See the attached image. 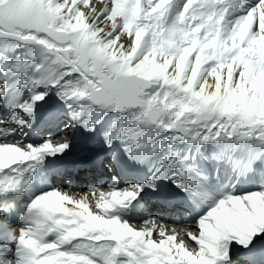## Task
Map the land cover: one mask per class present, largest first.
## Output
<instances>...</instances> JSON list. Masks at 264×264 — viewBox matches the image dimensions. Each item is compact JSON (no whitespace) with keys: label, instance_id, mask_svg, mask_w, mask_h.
I'll return each instance as SVG.
<instances>
[{"label":"snow or ice","instance_id":"snow-or-ice-1","mask_svg":"<svg viewBox=\"0 0 264 264\" xmlns=\"http://www.w3.org/2000/svg\"><path fill=\"white\" fill-rule=\"evenodd\" d=\"M177 2L0 0V37L35 42L50 54L35 65L39 78L28 77L33 86L59 85L70 107L81 101L96 106L95 123L110 111L120 112L119 127L105 134L109 144L121 137L126 123L143 125L146 137L179 131L128 151L143 163L169 147L147 184L171 179L210 205L197 222L199 234L185 232L198 249L189 250L178 233L166 236L155 218L145 222L152 228L139 230L111 215L145 188L120 189L113 181L107 192L95 188L76 197L52 190L36 196L21 217L32 221L27 227H12L0 216V229L6 230L0 240L17 242L15 257L7 254L9 243H0V264H227L231 240L248 246L264 233V188L217 197L207 181L192 175L189 156L171 151L178 140L228 145L233 137L234 144L251 139V146H240L247 159L242 156L235 164L244 173L264 169V149L255 151L257 142L264 145V0L234 20H227L232 7L227 0H183L173 15ZM26 67L13 65L15 71ZM5 93L6 86H0V94ZM46 95L35 93L19 107L31 115ZM94 122L85 126L91 129ZM68 146V138L38 146L0 142V172H16L0 176V194L21 191L32 179L25 173H34L46 154ZM89 195L99 211L90 207ZM153 232L162 238L153 239ZM53 233L56 238L47 239ZM82 239L88 243L76 242Z\"/></svg>","mask_w":264,"mask_h":264},{"label":"bare ground","instance_id":"bare-ground-1","mask_svg":"<svg viewBox=\"0 0 264 264\" xmlns=\"http://www.w3.org/2000/svg\"><path fill=\"white\" fill-rule=\"evenodd\" d=\"M93 2H95V0H93ZM174 8H176V7H174ZM237 17H239V16H232L233 19H231V20H234ZM227 20H229V17H227ZM7 40H9V42H5V44H3L2 47H3V49L4 48L8 49L9 52H11V53L14 54L15 51H16V49H17V47H19V45H15V42L12 43L11 42V39H9V38H6L4 41H7ZM30 43H33V42H30ZM19 50L21 51V49H19ZM25 50H26V52L28 54V57H34L40 63H43V60L41 58H39L37 55H35V54L31 53V52L29 53V51H28L27 48H25ZM3 64L5 66H7V67H12V62H10V61H7V62H5ZM17 77H18V85H17L18 88H16V86H15V89L13 90L14 91V96H13L12 99L15 100V97L16 96H19V93L22 92L23 90H27L31 94H34L35 93V90L31 86V82L28 80V77L29 76H28L27 73H22V74L18 75ZM14 85H15V82H14ZM26 124L27 123H25V124L22 125L23 128H24V130H27L28 131V133L26 135V138H34L35 140H37L39 142V145L42 144V143H44L42 141V139H41V136L37 135L36 132L34 131V127H37L38 128L39 125L36 124V123H32L30 125H26ZM133 128L138 129L141 132L142 136H145L144 135L145 129H144V126L143 125L136 124ZM134 134H135V132L132 131V133L130 134V136H133ZM157 140H160V139L158 138L155 141H157ZM56 156H58V157H60V156H63L64 157L65 156L64 159H68L70 156H72V152H69L67 155L64 152L56 153ZM62 162H65V161L63 160ZM147 168H148V164H145V168H142L141 169V172L139 174L137 172H132L131 174L132 175H135V176H138V175L143 176V175H145ZM25 179H27V176H25ZM132 184L142 185V181L141 180H137V181L136 180H134V181L128 180V181H126V183L124 184V186L132 185ZM105 188L106 187H102L101 189L103 190ZM52 190H63L65 192H70L71 194H73L76 197H81L84 194L88 193V192H85V191H79L80 189H75V188H73L74 191H70L68 189H63V188H56L54 186H52L51 188H49V187H45L43 184L35 183V182H33V181L30 180L26 184L23 185L21 191L15 192V195L13 196V199H15L14 202L12 200L0 199V209H2V208H8L7 210L4 211V213H2L0 211V216H2V217H4L5 219L8 220V217L10 216V208H12V207L16 208V214H23V216H25V214L28 211V205L31 203V201L36 196H38V195H40L42 193H45L47 191H52ZM89 203H90V207L94 211L93 200L90 198V196H89ZM178 203L179 202H177L175 199H171L168 202H166L165 206L166 207H172L174 205H178ZM133 205H134L135 208L146 207V202L141 201V200H136ZM68 206L71 207L72 205H68ZM180 208H181V205L179 204L178 209L177 210H174L173 212L180 213ZM118 209L119 210H114L110 214L111 215H119L121 217V215L123 214V212L121 211L123 209V207H118ZM121 218L124 221L126 219L125 217H121ZM153 218H155V217H153ZM26 220H28V222H27V225L24 226V227H27L32 222L30 219H26ZM155 221H157L156 218H155ZM9 223H10V221H9ZM21 224H22L21 217L15 218V226L11 225V223H10V225L12 227H22ZM130 224L133 225V226H135L139 230H143V229H146V228H152L153 227V224L152 223H150L147 226H144V225H136V224H133V223H130ZM163 227L165 228V232H167L166 231V225H163ZM180 228L181 227H178V228L177 227H173L174 231H171V232H169L167 234L165 233V235L167 236V235L177 234V231H181ZM0 235H6V230L0 229ZM56 235H57L56 233H53L47 239L54 240L56 238ZM152 238L158 240V239H161L162 237H160L159 234L156 235L155 232H153ZM178 240H182V239H178ZM184 241L186 243V246L189 248V250L194 249V248H198L197 245L195 247L192 244H189V242H187L186 240H184ZM4 242H7V243L10 244V250L7 253L8 256L15 257L16 256L17 242L16 241H4V240H0V243H4ZM76 242L88 243V241L86 239H82V240L76 241ZM76 242H74V243H76ZM64 247L67 248V245H65ZM231 249H233V246L232 245H231ZM263 259H264V255H263Z\"/></svg>","mask_w":264,"mask_h":264},{"label":"rangeland","instance_id":"rangeland-1","mask_svg":"<svg viewBox=\"0 0 264 264\" xmlns=\"http://www.w3.org/2000/svg\"><path fill=\"white\" fill-rule=\"evenodd\" d=\"M182 2H183V0H178V2H177V4L176 5H174V7H176V8H173V15H174V13H175V11H177L178 10V8H179V5L180 4H182ZM5 42H9V40H7V41H4V44H5ZM11 42L12 43H14L12 40H11ZM31 43L30 42H21V41H19V40H16L15 39V45H19V47H17V49H16V51H15V55H17L18 53H21L22 54V56H24V57H28V54H27V52H26V50H25V48H27L29 45H30ZM19 49H21V51L19 50ZM2 50H4L5 52H7V53H9V54H13V53H11V52H9L8 51V49H6V48H4L3 49V47H2ZM29 51V50H28ZM2 63H5V62H7V61H9V60H6V59H1L0 60ZM210 79V81H211V78H209ZM85 104H86V102H83V101H81V103H80V105L82 106V107H85ZM96 107V106H95ZM94 107V108H95ZM93 108V109H94ZM93 109H91V110H89L88 111V113H87V115H90V114H92V113H94L93 112ZM117 114H120L121 115V113L120 112H116ZM135 122H133V123H131V124H134ZM26 125H30L29 123H27ZM131 125H130V123H128V127H130ZM171 132H174V130H170ZM260 150V149H259ZM208 151L210 152V149H208ZM227 160L229 161V163H232L233 161H234V159L235 158H237L238 156H240L241 154L237 151V150H234V149H232V148H229L228 150H227ZM237 162V161H236ZM241 171V169H233L232 170V172L233 173H239ZM260 172H264V169H260L259 170ZM251 172H247V174L249 175ZM106 190V188L105 189H103V191H105ZM79 191H83V190H79ZM156 225L157 226H160V227H163V225H166V231L167 232H165L166 234L167 233H169V232H171V231H174V229H173V227H181L180 229H181V231H177V233H178V236H177V238L178 239H182V240H186L187 242H189V244H192L193 246H195L196 247V245H197V247H198V244L196 243V242H194V241H192L186 234H185V232L186 231H191V232H193V233H195V234H197L198 235V233H199V228L196 226V227H190V228H186V226H178V225H176V226H173V225H169V224H165V223H156ZM192 228V229H191ZM197 230V231H196ZM155 234L157 235L158 234V232H155ZM188 237V238H187ZM257 237H264V233H258L257 234ZM257 237H255V238H257ZM230 244L233 246V249H234V251L236 250V249H239L240 247H243V246H245V245H242V244H240V243H232V242H230ZM198 249V248H197Z\"/></svg>","mask_w":264,"mask_h":264}]
</instances>
